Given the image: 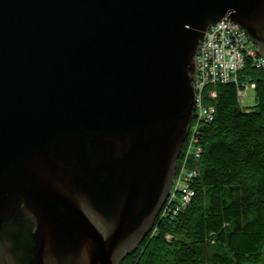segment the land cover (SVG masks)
<instances>
[{
    "label": "water",
    "instance_id": "1",
    "mask_svg": "<svg viewBox=\"0 0 264 264\" xmlns=\"http://www.w3.org/2000/svg\"><path fill=\"white\" fill-rule=\"evenodd\" d=\"M225 18L264 0H0V264H118L152 231Z\"/></svg>",
    "mask_w": 264,
    "mask_h": 264
},
{
    "label": "trees",
    "instance_id": "2",
    "mask_svg": "<svg viewBox=\"0 0 264 264\" xmlns=\"http://www.w3.org/2000/svg\"><path fill=\"white\" fill-rule=\"evenodd\" d=\"M247 80L256 105L242 109L238 91ZM209 90L215 97L202 99L213 119L199 123L194 149L201 152L188 161L197 174L193 197L175 215L166 202L152 231L120 264H264V73L249 63L237 85Z\"/></svg>",
    "mask_w": 264,
    "mask_h": 264
},
{
    "label": "built area",
    "instance_id": "3",
    "mask_svg": "<svg viewBox=\"0 0 264 264\" xmlns=\"http://www.w3.org/2000/svg\"><path fill=\"white\" fill-rule=\"evenodd\" d=\"M213 30H215L214 33ZM204 38V42L201 43L196 55L194 89L197 103L199 101V103H201L202 96L200 93L202 92V89H205L207 86L224 85L231 81H233L234 84H237L238 81L236 79L229 77V71L235 70L237 72L243 68L240 67L242 61H239L238 53L236 52H244L245 55L252 58L256 55L255 48L248 43V38H246L245 34L240 31L235 24L226 21L225 18L213 27H210L205 33ZM249 63L258 70L264 72L263 58L257 60L253 59ZM236 66L240 68L234 69ZM253 87L254 86L252 85V88ZM195 111L196 121L191 132V141L188 142L183 160L180 162L181 165H183V168L176 172V177L172 182L173 187L171 186L166 201V209L169 210L172 215H175L178 211L184 208L194 195L193 191L190 189V183L197 174L194 170L189 169L188 161L191 157L198 158L201 150L197 148L194 149L195 138L193 134L197 130L199 123L203 121L209 122L213 119L214 109L211 107H200ZM177 199L181 203L180 206L177 205ZM173 200L176 201V205L172 207ZM164 214L167 213L164 212L163 215Z\"/></svg>",
    "mask_w": 264,
    "mask_h": 264
},
{
    "label": "rangeland",
    "instance_id": "4",
    "mask_svg": "<svg viewBox=\"0 0 264 264\" xmlns=\"http://www.w3.org/2000/svg\"><path fill=\"white\" fill-rule=\"evenodd\" d=\"M208 31V30H207ZM206 31V32H207ZM240 31H242L241 29H240ZM215 32V30H213V33ZM243 32V31H242ZM244 33V32H243ZM245 34V33H244ZM245 36H246V38H248V36L245 34ZM204 39L205 38H203V41L202 42H204ZM248 43H250V45H252L254 48H255V50H256V55H254L253 56V58L252 57H248L247 55H245L244 54V52H236V53H238V59H239V61H242V65L240 66V67H243L240 71H235V70H231V71H229L230 72V74H229V77L230 78H232V79H236L237 81H238V79H239V73L241 72V71H243L244 69H245V67L249 64V62L251 61V60H257V59H259V58H263L264 59V57H261L258 53H257V50H258V48L255 46V45H253L252 43H251V41L249 40V38H248ZM240 67H235L234 69H238V68H240ZM254 67V66H253ZM255 68V67H254ZM255 69H257V68H255ZM233 71H235V72H233ZM264 73V72H263ZM227 84H234L233 83V81H231L230 83H227ZM227 84H224V85H227ZM237 85V84H236ZM252 85H253V83L250 81V80H247V81H244V82H242L241 83V85H240V87H239V91H238V102H239V105L241 106V108L242 109H245V108H253L255 105H256V99H255V92L252 90L253 88H252ZM254 86V85H253ZM209 88H213V85H210V86H207L205 89L203 88L202 89V92L200 93L201 94V96H203L202 94L204 93V95H205V98H214V96H213V91L212 90H209ZM207 90H209L208 92H207ZM205 91H206V93H205ZM246 94H247V96H246ZM196 96H195V106H196V109H194V113H193V117H192V120H193V118H195V113H196V111L195 110H197V108L199 109L200 107L202 108V107H210V106H206V104H205V102L203 101V99H201V103H197L196 102ZM192 120H191V122H190V127H189V130H188V134H187V136H186V138H185V141H184V143H183V145L182 146H184V144L186 143V141H187V143H186V146H187V144H188V142H190L191 141V139H190V133H191V125H192ZM194 125H195V122H194ZM193 134V133H192ZM190 135V136H189ZM194 135V134H193ZM189 136V137H188ZM187 137H188V140H187ZM183 149V148H182ZM181 153H182V150H181ZM181 153H180V155H181ZM179 155V156H180ZM178 161H179V158H178V160H177V163H176V167H175V174H174V177H173V180L175 179V177H176V172H177V170L179 171V169H182L183 168V165H181V163H178ZM172 187H173V185H172ZM168 199V198H167ZM167 199H166V201H167ZM166 201H165V203H164V205H163V207L165 206V204H166ZM163 207H162V209L161 210H163ZM161 212V211H160ZM159 212V213H160Z\"/></svg>",
    "mask_w": 264,
    "mask_h": 264
},
{
    "label": "flooded vegetation",
    "instance_id": "5",
    "mask_svg": "<svg viewBox=\"0 0 264 264\" xmlns=\"http://www.w3.org/2000/svg\"><path fill=\"white\" fill-rule=\"evenodd\" d=\"M131 253H132V252H131ZM125 257H126V256H125ZM125 257H124V258H125ZM124 258H123V259H124ZM123 259H122L121 261H119V263H118V264H120V263L123 261Z\"/></svg>",
    "mask_w": 264,
    "mask_h": 264
},
{
    "label": "bare ground",
    "instance_id": "6",
    "mask_svg": "<svg viewBox=\"0 0 264 264\" xmlns=\"http://www.w3.org/2000/svg\"><path fill=\"white\" fill-rule=\"evenodd\" d=\"M220 22V21H219ZM238 29H241L239 26H237Z\"/></svg>",
    "mask_w": 264,
    "mask_h": 264
},
{
    "label": "crops",
    "instance_id": "7",
    "mask_svg": "<svg viewBox=\"0 0 264 264\" xmlns=\"http://www.w3.org/2000/svg\"><path fill=\"white\" fill-rule=\"evenodd\" d=\"M246 96H247V94H246Z\"/></svg>",
    "mask_w": 264,
    "mask_h": 264
}]
</instances>
